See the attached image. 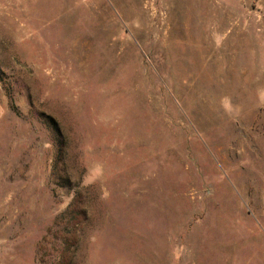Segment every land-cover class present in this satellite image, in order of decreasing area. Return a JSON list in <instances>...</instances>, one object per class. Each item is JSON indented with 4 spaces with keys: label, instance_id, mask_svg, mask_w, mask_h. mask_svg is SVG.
I'll return each instance as SVG.
<instances>
[{
    "label": "rangeland",
    "instance_id": "rangeland-1",
    "mask_svg": "<svg viewBox=\"0 0 264 264\" xmlns=\"http://www.w3.org/2000/svg\"><path fill=\"white\" fill-rule=\"evenodd\" d=\"M0 264H264V0H0Z\"/></svg>",
    "mask_w": 264,
    "mask_h": 264
}]
</instances>
